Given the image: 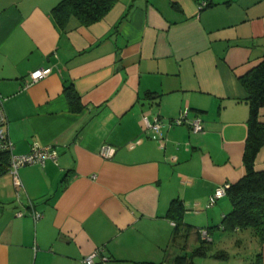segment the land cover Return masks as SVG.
<instances>
[{"label": "crops", "instance_id": "crops-1", "mask_svg": "<svg viewBox=\"0 0 264 264\" xmlns=\"http://www.w3.org/2000/svg\"><path fill=\"white\" fill-rule=\"evenodd\" d=\"M59 1L0 0L12 151H57L55 162L19 167L18 187L0 173V264H83L94 250L92 264H173L197 235L180 227L174 236L171 201L181 200L192 226L207 222L204 208L222 218L230 202L209 207L207 198L244 173L249 104L238 77L264 57V0H116L102 19L72 17L64 29L51 12ZM42 67L50 72L24 88ZM184 112L203 128L167 125ZM143 116L163 121L162 144ZM254 168L264 170V145Z\"/></svg>", "mask_w": 264, "mask_h": 264}, {"label": "trees", "instance_id": "trees-1", "mask_svg": "<svg viewBox=\"0 0 264 264\" xmlns=\"http://www.w3.org/2000/svg\"><path fill=\"white\" fill-rule=\"evenodd\" d=\"M115 2L116 0H60L52 7L51 12L56 24L64 29L72 17L83 25H89L102 19ZM205 2L207 5V1ZM238 80L247 92L246 100L249 104L247 133L242 154L244 173L235 182H227L229 186L223 196L228 198L231 206L217 225L194 228L183 220L185 208L181 200L174 198L171 201L167 215L175 222L174 236L179 232L180 227H186V237L188 231L193 229L197 235L198 243L190 251L185 250L183 253L175 255L172 259L173 264H193L196 257H224L223 250L213 251L212 249L214 240L212 236L218 229L224 233H244L250 244L252 241L257 242V251L253 260L255 264H258L259 247L264 243V170H256L254 161L257 152L264 145V122L259 120L260 109L264 107V57L258 64L239 76ZM64 90L70 103L78 100L77 94L71 90L70 86H65ZM146 94L145 96L148 97L149 92ZM9 159L8 151L0 152V173L8 170ZM208 198L207 206L209 207L220 199L218 198L212 205H208ZM201 230H206L207 234L204 237ZM235 242L239 243V239L236 238ZM146 264L161 263L146 262Z\"/></svg>", "mask_w": 264, "mask_h": 264}, {"label": "built area", "instance_id": "built-area-1", "mask_svg": "<svg viewBox=\"0 0 264 264\" xmlns=\"http://www.w3.org/2000/svg\"><path fill=\"white\" fill-rule=\"evenodd\" d=\"M206 4L205 1H203L200 4V8L203 7ZM50 72V67H42L38 68L30 73V79L28 81H25L23 84V87L29 86L31 83L37 81L38 79L46 76ZM143 121L145 123L146 129L149 131L150 135L154 138H156L161 144L164 140L163 135V121L159 119V117H154L152 120H149L147 116H143ZM187 123L190 126V129L193 132H198L203 128V124L201 119L198 116L189 118L187 116V113H181L177 117L169 120L167 122V125L172 126L176 124H183ZM13 143L8 137L7 130H6V117L4 113V109L2 106V97L0 96V152L8 151L10 153V159H9V166L8 170L13 175V183L16 187L21 185L17 170L19 167L27 164H44L47 160L56 161L57 159V151L54 148V146L50 144L46 145H40L38 143H34L29 152L22 153V154H15L13 151ZM114 149L108 145L103 146L101 148V155L104 157H110L113 154ZM229 186V184L223 183L221 185H218L215 187L214 191L209 195L208 198V205H212L215 200L220 198L225 194L226 188ZM32 215L37 218L40 213L37 211H32ZM201 234L204 237L207 233L206 230H201ZM97 250H94L88 254H86L84 257H82V263L83 264H92L93 263V257L97 254ZM104 259H107L103 257Z\"/></svg>", "mask_w": 264, "mask_h": 264}, {"label": "rangeland", "instance_id": "rangeland-1", "mask_svg": "<svg viewBox=\"0 0 264 264\" xmlns=\"http://www.w3.org/2000/svg\"><path fill=\"white\" fill-rule=\"evenodd\" d=\"M223 199L229 201L226 196H224ZM201 211L202 213H204L205 211L209 213V218L206 222L207 224H197L193 222V226H203L204 224H206L207 226H213L219 224L221 217H216L212 212V208H204ZM189 237L190 238L188 239V246L186 248L187 251L192 249L194 246H197L196 244H198L197 241L194 240L193 233H191ZM212 237L214 238L212 246L213 251L223 250L225 252V256L221 258L209 257L206 259L196 257L193 260L195 264H255L253 257L255 252L257 251L258 244L254 241H252L250 244L249 240L247 241L244 233H224L223 231L218 229L215 231ZM236 238L239 239V243L235 242Z\"/></svg>", "mask_w": 264, "mask_h": 264}]
</instances>
